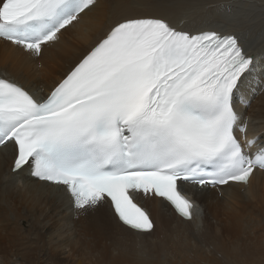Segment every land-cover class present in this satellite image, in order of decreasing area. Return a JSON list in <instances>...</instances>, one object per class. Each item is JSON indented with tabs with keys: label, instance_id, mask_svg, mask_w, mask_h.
<instances>
[{
	"label": "snow or ice",
	"instance_id": "obj_1",
	"mask_svg": "<svg viewBox=\"0 0 264 264\" xmlns=\"http://www.w3.org/2000/svg\"><path fill=\"white\" fill-rule=\"evenodd\" d=\"M96 3L0 0V39L39 57ZM260 76L264 58L237 34L128 17L46 98L0 78V145L15 144L14 172L64 186L76 209L110 201L125 225L150 232L136 194L164 198L190 220L185 183L248 185L264 171V146L249 151L260 137L247 136L234 103L249 78L253 96L264 91Z\"/></svg>",
	"mask_w": 264,
	"mask_h": 264
},
{
	"label": "bare ground",
	"instance_id": "obj_2",
	"mask_svg": "<svg viewBox=\"0 0 264 264\" xmlns=\"http://www.w3.org/2000/svg\"><path fill=\"white\" fill-rule=\"evenodd\" d=\"M143 16L185 30L235 33L250 54L264 58V0H97L39 57L0 39V76L45 98L115 23ZM254 82L249 78L237 94L236 107L248 132L264 138V91L253 96ZM15 156L11 143L0 148V264H264L263 171L246 188H221L222 196L215 187L187 185L198 202L189 221L139 193L155 227L137 233L104 202L81 211L64 186L33 177L30 168L12 172Z\"/></svg>",
	"mask_w": 264,
	"mask_h": 264
}]
</instances>
